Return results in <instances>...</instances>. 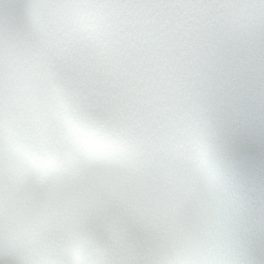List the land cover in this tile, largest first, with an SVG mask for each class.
I'll list each match as a JSON object with an SVG mask.
<instances>
[{"label": "snow or ice", "instance_id": "snow-or-ice-1", "mask_svg": "<svg viewBox=\"0 0 264 264\" xmlns=\"http://www.w3.org/2000/svg\"><path fill=\"white\" fill-rule=\"evenodd\" d=\"M0 264H264V0H0Z\"/></svg>", "mask_w": 264, "mask_h": 264}]
</instances>
